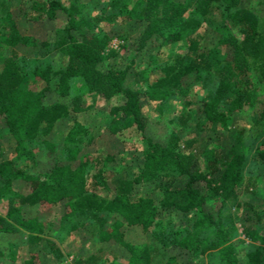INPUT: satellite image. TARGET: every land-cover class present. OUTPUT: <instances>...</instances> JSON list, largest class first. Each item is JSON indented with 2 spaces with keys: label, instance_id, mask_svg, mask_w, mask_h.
Returning <instances> with one entry per match:
<instances>
[{
  "label": "trees",
  "instance_id": "16d2710c",
  "mask_svg": "<svg viewBox=\"0 0 264 264\" xmlns=\"http://www.w3.org/2000/svg\"><path fill=\"white\" fill-rule=\"evenodd\" d=\"M23 1L10 0L0 16V127L7 129L15 142L14 157L0 159V199L7 198L0 213V235L20 227L44 232L75 228L90 221L99 226L100 240L119 242L129 251L126 262L114 260L110 264H180L178 253H186L194 260L215 248L225 264H261L264 230L256 225L264 220V212L243 213V233L258 243L243 260L229 231L193 185L196 173L191 170L190 155L177 139L164 142L147 131L143 110L144 94L160 107L172 95L198 84L208 85L201 102L200 128L213 129L226 143L234 112L253 103L259 91H264V32L258 29V13L250 6H237L239 0H108L100 4L94 25L88 24L86 29L84 24L89 22L77 16L79 0H28L29 5L21 7ZM213 3L222 4L228 11L233 7L230 17L243 34L239 39L236 33L223 37V52L216 45L203 44L201 18ZM107 7L109 12L104 14ZM187 8L192 14L183 17ZM60 19L64 24L58 28ZM101 20L112 22L104 28L96 25ZM133 20L143 23L139 47L154 34L163 43L183 38L185 41L184 49L172 56L162 50L163 46L150 54L145 65L136 70L142 88L125 84L132 63L123 67L101 65L108 55L104 51L108 42L117 35L126 39ZM187 30L190 31L184 36ZM53 50L65 56L64 67H53L48 56ZM39 53L46 56L33 57ZM73 76H80L91 93L122 98L111 108L109 129L118 132L119 128L134 126L144 139L142 167L131 177L123 175L109 183L115 174L112 162L118 153H79L86 142L87 129L76 114L86 105L80 94H69ZM213 76L216 79L212 80ZM47 91L62 99L47 103ZM65 116L73 118L72 132L75 131L71 143L65 145V157L53 153V143L46 141L48 151L33 145L38 135H46L54 122ZM242 158L234 154L222 160L223 183L231 181L236 185ZM218 160L216 152L209 159V170L218 169ZM256 161L257 173L264 177V138ZM90 164L93 171L88 170ZM181 174L187 175V180L173 187L176 176ZM148 179L156 180L163 193L157 202L151 195L133 196L134 184ZM36 202L40 210L58 203L61 212L48 220L37 211H22L18 205ZM124 222L139 224L170 251L166 260L155 263L145 242L125 240L121 229ZM38 261V255L30 252L24 264ZM72 264L101 263L90 254L75 256Z\"/></svg>",
  "mask_w": 264,
  "mask_h": 264
},
{
  "label": "rangeland",
  "instance_id": "374dc122",
  "mask_svg": "<svg viewBox=\"0 0 264 264\" xmlns=\"http://www.w3.org/2000/svg\"><path fill=\"white\" fill-rule=\"evenodd\" d=\"M79 1L81 4L77 16L89 22L87 25L84 24L87 29L88 24L96 22L97 18L94 15H97L101 10L100 4H106L108 0ZM10 4V0H0V16L5 13ZM28 5L29 1L24 0L21 7ZM237 6L252 7L259 16L258 29L264 32V0H239ZM232 9L233 7L229 11L224 10L222 4L213 3L211 5L205 18H201V29L204 34L203 44L216 45L220 52H223L225 49L223 37L229 33H236L238 39L242 37L243 34L239 31L238 25L230 17L229 13ZM102 12L108 13L109 8H106V12L104 10ZM191 14L190 8H187L183 17H188ZM62 19L57 23L58 28L64 24ZM111 22L101 20L96 25L101 24L107 28ZM130 23L132 24L129 26L131 31L127 34L126 39H121L117 35L108 42L104 49L108 55L101 65L103 67H123L125 64L132 63L131 72L125 79V84L134 88H142L143 83L139 81L136 70L141 65H145L150 54L154 53L158 46H163L162 50L166 53L169 52L172 56L184 49L185 41L183 38L172 43H163L161 37L154 34L142 47H139L138 38L143 23L134 22V20ZM95 28L100 27L95 26ZM189 31H184V36ZM246 48V56L250 60ZM45 56L44 53H39L33 57L44 58ZM48 56L55 69L65 66V56L58 50H53ZM214 79L216 76L212 77V80ZM207 90L208 85L198 84L184 92L170 96L162 101L160 107L156 100L144 94L143 110L146 127L147 131L154 132L162 141L177 139L180 147L185 148L186 153L192 159L191 170L196 173L193 185L198 188L206 202L223 222V226L229 231L232 241L237 246L241 259L244 260L247 257L246 253L258 243L244 235L241 223L243 213L246 211L264 212V177L257 173L258 163L256 161L259 144L264 138V113H262L264 91H259L253 103L234 112L227 142L224 143L223 138L213 129L203 130L200 128L201 102L207 94ZM69 92L70 95L80 94L81 102L86 105L76 114L78 121L87 129L86 142L81 145L79 153L120 154L112 162L116 165H113L115 174L109 183L123 175L131 177L139 171L142 167L141 149L144 145V139L140 132L134 126L119 128L118 132L109 129L108 122L110 123L112 120L111 108L122 98L118 96L106 98L89 92L80 76L70 78ZM58 99L62 98L55 92H46L47 103ZM72 124L73 118L70 116L57 119L46 135L40 134L35 139L36 141H32L33 145H40L45 151H48L46 141L53 143L51 148L53 153L61 158L65 157V145L71 143V137L75 136V131L72 132ZM14 145V139L8 130L0 127V159L14 157ZM216 152L220 157V160L217 161L218 169L211 171L208 162L209 159H213ZM234 154L243 157L235 186L231 181L223 183L221 178L224 167L222 160L231 158ZM88 170L93 171L94 167L90 164ZM187 178L188 176L185 174L176 176L173 187L182 186ZM106 191L111 193L112 189H104V192ZM161 192L157 187L156 180L152 179L137 182L133 188V196L151 195L156 202L162 196ZM5 199L7 198L0 199V213L4 211L2 203H7ZM18 205L22 211H37L41 218L48 220L61 212V206L58 203H53L44 210H40L38 202ZM179 224L182 225L180 222ZM256 226L260 230H264V220L259 221ZM98 229L97 223L90 221H85L75 228L66 227L44 232H33L20 227L8 235H0V264H24V260L30 252H35L38 255V264H72L75 256L90 254L96 255L101 264H110L114 260L120 263L126 262L129 251L119 242L100 240ZM121 229L125 240L147 244L153 262L159 263L166 260L170 251H166L159 245L153 236L144 231L139 224L124 222ZM171 252L173 251L171 250ZM176 258L180 264H225L216 248L207 251L198 259L193 260L186 253H178ZM261 264H264V249Z\"/></svg>",
  "mask_w": 264,
  "mask_h": 264
}]
</instances>
